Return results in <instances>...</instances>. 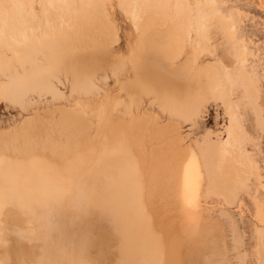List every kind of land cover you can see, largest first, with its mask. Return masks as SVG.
<instances>
[{"label":"bare ground","instance_id":"6f19581e","mask_svg":"<svg viewBox=\"0 0 264 264\" xmlns=\"http://www.w3.org/2000/svg\"><path fill=\"white\" fill-rule=\"evenodd\" d=\"M106 2L0 0V99L20 115L0 131V264H61L44 242L9 247L25 232L57 238L52 215L67 209L110 226L121 264H245L230 210L242 194L264 264L261 151L244 125L251 113L264 131V108L239 10L118 0L137 35L123 58ZM211 99L227 124L191 137Z\"/></svg>","mask_w":264,"mask_h":264},{"label":"rangeland","instance_id":"374dc122","mask_svg":"<svg viewBox=\"0 0 264 264\" xmlns=\"http://www.w3.org/2000/svg\"><path fill=\"white\" fill-rule=\"evenodd\" d=\"M204 1L201 0L202 3ZM261 1L263 6H260ZM215 2H221L220 8L223 14H226L230 10L231 12L235 11V9L239 10L240 21L238 29L236 28V34L239 39L243 40L246 48L252 52V56L247 57L246 64L247 67L253 65V70L257 77V85L261 92L260 101L264 108V0H215ZM106 4L110 17L117 26L119 36V46L118 49L114 50V54L118 57L126 58L128 49L134 46L137 40V35L131 21V14L128 16L123 13V10L119 7L118 0H107ZM109 83L113 84L112 78ZM9 104L0 99V131L7 128L10 123L16 124L20 119L18 108ZM223 113L224 110L219 102L211 99L206 107V111L199 120L200 127L190 131L192 132L191 137L201 135L207 128L220 131L223 125L227 124V118ZM161 117L164 119L162 115ZM244 125L257 136L258 147L261 151V154L258 153L256 155V159L258 160L262 175V186L258 188L256 197L260 203V211L264 215V131L256 125L251 113L248 117H245ZM188 127L184 126L183 130L189 132L187 130ZM222 205L221 200L215 197L207 200V206H212L211 213L216 218L218 216L216 209ZM230 210L233 211L234 219L237 221L236 226H240H238L240 230L237 227V236L239 234L237 238L240 240L239 247L241 248V251L238 250V252L242 256V259L245 255L243 259L245 264H257L258 254L255 240L260 234L256 232V226L258 228L263 227L259 223L260 221H258V206L250 196L242 194L230 207ZM214 216L211 217L214 218ZM52 221L62 226L60 232L56 235L57 238L45 239L44 236L38 233L32 236L30 232H25L20 236L21 241L13 240L9 249H18L19 252L22 249L28 255V253L32 252V247L36 245L35 242H44L46 248L49 249L47 253L49 252L50 256H54L61 264H121L116 256L117 254L112 250L111 243L108 241L110 238V226L99 223L91 214L83 219L74 218L71 217L70 210L67 209V211H63L61 214L54 213ZM238 231H242L241 234ZM227 234L229 233L226 232ZM226 238L229 239V237ZM63 242L66 243V247L63 246ZM227 242L226 244L229 246L230 243ZM14 243L16 244L14 245ZM4 250L5 247L0 246V255L3 254L1 252ZM231 254L233 255L232 252Z\"/></svg>","mask_w":264,"mask_h":264}]
</instances>
